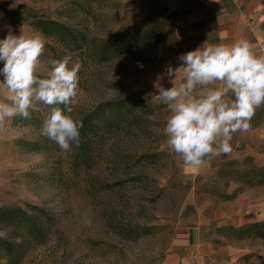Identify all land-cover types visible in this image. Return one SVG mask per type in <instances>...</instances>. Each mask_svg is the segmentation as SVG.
Masks as SVG:
<instances>
[{
  "label": "rangeland",
  "instance_id": "rangeland-1",
  "mask_svg": "<svg viewBox=\"0 0 264 264\" xmlns=\"http://www.w3.org/2000/svg\"><path fill=\"white\" fill-rule=\"evenodd\" d=\"M183 3L0 0L1 34L10 28L13 35L21 29L44 35L41 74L50 59L65 55L82 64L71 114L83 124L78 147L61 151L40 134L49 114L43 105L0 131V208L30 211L44 232L32 240L21 231L26 227L0 213V236L24 243L15 264H264V222L191 228L213 197L225 209L239 189L264 192V114L250 121L249 132L238 137L241 152L226 156L218 171L189 172L167 148L169 112L151 96L158 94L157 76L169 64L178 67L185 54L193 10ZM45 20L60 22L62 31L47 35ZM129 28V39L116 41ZM145 34V43L132 47ZM159 82L171 87L167 76ZM131 94L134 100L116 104ZM6 98L0 87V100ZM110 103L115 107L107 110ZM217 174L219 186L210 182ZM233 179L240 181L234 193ZM193 230L204 241L187 250ZM0 264L12 263L0 255Z\"/></svg>",
  "mask_w": 264,
  "mask_h": 264
},
{
  "label": "clouds",
  "instance_id": "clouds-1",
  "mask_svg": "<svg viewBox=\"0 0 264 264\" xmlns=\"http://www.w3.org/2000/svg\"><path fill=\"white\" fill-rule=\"evenodd\" d=\"M46 40L39 31L13 35L9 28L0 39L3 68L0 87V131L15 117L29 119L40 105L49 109L40 134L55 142L61 151L79 146L81 121L72 117L79 92L82 64L70 55L50 59L41 74V57ZM247 38L232 44L205 42L181 54L178 67H165L171 87L165 88L157 76L158 94L151 97L167 107L169 115L163 134L167 148L185 167L200 168L206 158L232 152L237 132H247L257 109L264 106V55Z\"/></svg>",
  "mask_w": 264,
  "mask_h": 264
},
{
  "label": "crops",
  "instance_id": "crops-1",
  "mask_svg": "<svg viewBox=\"0 0 264 264\" xmlns=\"http://www.w3.org/2000/svg\"><path fill=\"white\" fill-rule=\"evenodd\" d=\"M183 4L184 6L187 4V7L193 10L192 14L189 13L192 16L190 21L193 26L187 31L185 54L202 46L205 42L232 44L239 38H247L256 45L255 51L264 55L257 47L259 43L264 42V0H186ZM262 114H264V106L256 110L252 120L259 118ZM247 132H237L233 135L230 154L206 158L200 168L185 167L179 161L192 173H204L207 169L218 171L226 164V156H236L241 152L238 140L239 138L243 140L242 137ZM221 179V175L217 174L210 182L219 186ZM231 185L235 187L234 193L240 181L233 179ZM256 195L258 196L255 197ZM210 202L211 205L208 208L201 209L191 228L211 229L226 224L242 227L264 222V192L259 189L255 190L251 187L239 189L237 194L227 199L225 209L222 206L223 203L216 197L211 198ZM203 241L204 233L193 230V234L189 235L184 242L188 244L185 248L191 250L193 247H201Z\"/></svg>",
  "mask_w": 264,
  "mask_h": 264
},
{
  "label": "trees",
  "instance_id": "trees-1",
  "mask_svg": "<svg viewBox=\"0 0 264 264\" xmlns=\"http://www.w3.org/2000/svg\"><path fill=\"white\" fill-rule=\"evenodd\" d=\"M42 24L44 26V32L47 35L54 34L56 32L62 31L63 26H61L60 22L58 21H51V20H45L42 21ZM47 27V28H46ZM142 28V27H141ZM151 29L148 28V31L151 32ZM147 32V34L149 33ZM134 33V28H129L125 31H123L116 39V41L122 40V39H129V37ZM139 39V40H133L132 41V47L138 46L140 43H145V37L146 35ZM136 39H138L137 34L135 35ZM125 39V40H126ZM135 99V95H127L125 98H123L122 101L116 103L117 105H123L125 102H130ZM115 107V103H110L107 106V110H112ZM0 213L2 215H8L10 214L8 221L15 222L17 226H24L26 228H23L21 230L24 234L28 235L32 240L39 241L41 237L44 235V232L41 230L39 223L37 221V216L30 211L22 208V207H13V208H0ZM23 242L17 243L14 238L7 239L2 236H0V251L5 250V254H1L2 257L7 258L9 262L12 264L19 263L23 256Z\"/></svg>",
  "mask_w": 264,
  "mask_h": 264
},
{
  "label": "built area",
  "instance_id": "built-area-1",
  "mask_svg": "<svg viewBox=\"0 0 264 264\" xmlns=\"http://www.w3.org/2000/svg\"><path fill=\"white\" fill-rule=\"evenodd\" d=\"M4 38H5V36H4L3 34H1V32H0V39H4ZM257 47H258V49H259L260 51H262V52L264 53V42L259 43V44L257 45Z\"/></svg>",
  "mask_w": 264,
  "mask_h": 264
}]
</instances>
